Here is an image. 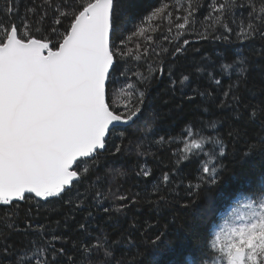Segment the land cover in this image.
Instances as JSON below:
<instances>
[{"label": "snow or ice", "instance_id": "snow-or-ice-1", "mask_svg": "<svg viewBox=\"0 0 264 264\" xmlns=\"http://www.w3.org/2000/svg\"><path fill=\"white\" fill-rule=\"evenodd\" d=\"M200 7L199 0L195 6L189 0L186 14L177 17L178 35L192 26ZM166 9L156 8L149 19L163 17ZM141 11V0H3L0 264H160L166 233L149 224L155 234L151 247L137 241L135 233L144 225L134 218L130 196L101 209L113 221L110 232L91 229L90 222L80 223L75 236L56 232L34 226L31 213L53 200L76 210L99 202L103 194L93 177L99 182L110 164L143 147L145 135H157L145 117L147 91L156 76L165 75L177 101L172 111H191L179 137L159 135L154 141L169 153V163L145 200L154 210L187 209L196 207L202 194L226 185L220 207L211 210L222 208L223 214L170 264H185V257L188 264H264V166L253 173L233 166L264 157V0H208L209 35L201 33L200 39L231 44L235 37L244 51L224 47L209 60L185 65L173 60L167 70L161 64L147 73L129 67L142 56L127 48L134 36L144 35L135 24ZM189 44L184 39L170 55L186 53ZM205 80L210 83L203 85ZM241 141L245 148L236 154L234 145ZM113 174L125 175L115 168ZM136 175L146 183L154 178L147 161Z\"/></svg>", "mask_w": 264, "mask_h": 264}, {"label": "trees", "instance_id": "trees-1", "mask_svg": "<svg viewBox=\"0 0 264 264\" xmlns=\"http://www.w3.org/2000/svg\"><path fill=\"white\" fill-rule=\"evenodd\" d=\"M195 2L196 0H193L194 6ZM215 2L216 0H213V3ZM188 3L189 0H141L142 11L135 24L144 28L145 32L144 35H136L130 42H127V48L129 51L136 49L137 55H141L142 58L139 61L133 58L129 67L147 73L150 67L155 69L161 64L167 70L168 67L172 66L171 62L173 60L179 65L209 60L215 54H219L224 47H232L237 52L244 51V48L240 46L239 41L235 40V37H232L231 44L227 41L213 40L210 36L208 40L200 39L201 33L209 35L205 32L208 0H199L201 7L193 18L192 26L178 35L175 25L182 22V20H178L177 17H182L186 14L185 10ZM165 5H167L166 15L149 19L156 8ZM15 22L19 24V20ZM132 27V25H129L130 30L126 35H132ZM169 28H171V31H169ZM217 35H219L218 32ZM165 37H168V39H165ZM184 39L190 41L186 53L180 54L179 57L171 56L170 53L174 51L177 45L183 46L182 41ZM197 49H199V52L196 51ZM144 53H147V55H144ZM202 83L207 85L210 82L205 80ZM193 86L195 87L196 85ZM209 91H211V88H209ZM218 92L219 89H217ZM176 102L169 92L167 75L164 77L156 76L147 91L145 117L148 120V127L157 135L154 136L148 133L141 140L140 143L143 147L138 151H143L145 153L144 156H140L138 151H128L120 157L117 163L110 164L108 168H105L100 173L101 179L99 182H96V177H93L92 183L103 194L99 202L93 200L91 204H87L86 207H82L79 210L56 200H53L52 203L41 202L38 211L34 209L33 213H31L34 218V226L35 223H41L49 226L53 231L71 232L75 236L80 223L90 222L91 229L99 228L110 232L113 221L110 219V215L103 213L101 209L103 207L115 208L120 203L118 197L130 196L136 205L133 209L134 218L144 225L138 233H135L137 241L145 247H151L149 237L154 240L155 234L153 229L147 227L149 224L166 233L160 245V264H170L176 258L175 253H178L185 244L192 241L196 236H205L210 225L218 220L219 215L223 214L224 209L222 208L216 214L211 211L214 207H220L219 196L226 187L223 183L207 194H202L201 201L196 207L187 209L169 205L163 210H154L153 205L145 200L146 193L151 195L152 187L169 163V153L164 148H159L155 145L154 141L158 139L159 135L179 137L183 122L188 112L191 111V107H186L183 114L173 112L172 108ZM153 113L158 114L154 123L152 122ZM145 131L146 129L142 123L140 132L144 133ZM244 148L245 144L242 141L236 142L233 151L239 154ZM145 161H147V167L151 168L154 173V178L149 183H146L143 178L136 175L140 168L144 167ZM233 166L236 167L237 172H258L264 166V157L257 156L246 164ZM113 168L123 171L125 175L113 174ZM80 191L83 193L85 189L81 188ZM22 208H24L23 205ZM25 211L19 213L18 225L20 227H23ZM89 211L92 212L91 217L88 214ZM131 222L132 214L130 213L127 223L130 224ZM121 223H124L123 217L121 218ZM137 227H140V225H137ZM92 234L95 235L96 233ZM122 247L127 248L128 246L125 244ZM185 264H188L187 257H185Z\"/></svg>", "mask_w": 264, "mask_h": 264}, {"label": "rangeland", "instance_id": "rangeland-1", "mask_svg": "<svg viewBox=\"0 0 264 264\" xmlns=\"http://www.w3.org/2000/svg\"><path fill=\"white\" fill-rule=\"evenodd\" d=\"M17 2H19V0H17ZM23 2L24 3H29V0H23ZM2 5H3V0H0V7H2ZM23 12H24V9L21 8L20 14L23 15ZM19 23H20V21H19Z\"/></svg>", "mask_w": 264, "mask_h": 264}]
</instances>
